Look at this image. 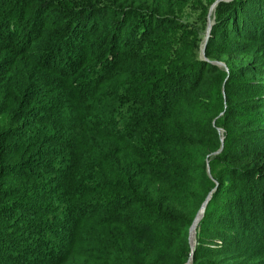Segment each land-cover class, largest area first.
Instances as JSON below:
<instances>
[{
  "label": "trees",
  "instance_id": "obj_1",
  "mask_svg": "<svg viewBox=\"0 0 264 264\" xmlns=\"http://www.w3.org/2000/svg\"><path fill=\"white\" fill-rule=\"evenodd\" d=\"M215 1L0 0V264H189L214 188L191 264H264V0L204 59Z\"/></svg>",
  "mask_w": 264,
  "mask_h": 264
},
{
  "label": "water",
  "instance_id": "obj_2",
  "mask_svg": "<svg viewBox=\"0 0 264 264\" xmlns=\"http://www.w3.org/2000/svg\"><path fill=\"white\" fill-rule=\"evenodd\" d=\"M220 1H228V0H216L212 7L210 8V12H209V15L208 17H210V14H211V11L214 7H216V5L220 2ZM212 25H213V22L212 23H209L208 22V27H207V34H206V39H205V42H204V45L202 46V49H201V57L204 58V59H208L205 55V48H206V44H207V41H208V38L210 37V32H211V29H212ZM216 63H218L220 66H226V64L222 61H214ZM224 140V136L222 138V141ZM222 150V147L221 149H219L216 153H219L220 151ZM208 172L210 173V167L208 166ZM216 188L213 189V191L215 190ZM213 191H211L209 193V195L207 196V198L205 199V201L203 202L201 208L199 209V211L197 212L195 218H194V221L192 222V225L190 226V235H189V239H190V246H191V253H190V258H189V261L188 263L191 264L192 262V258H193V252H194V248H195V245H196V242H197V239L195 238V242H194V245L191 244V235H192V229H193V224L195 222H197V225H196V231H195V237H196V234H197V226L200 222V220L202 219L203 215H204V212H205V208H206V205L208 204V201L210 200V198L212 197V193ZM202 210V215L201 217L199 218L198 220V215L200 213V211Z\"/></svg>",
  "mask_w": 264,
  "mask_h": 264
},
{
  "label": "bare ground",
  "instance_id": "obj_3",
  "mask_svg": "<svg viewBox=\"0 0 264 264\" xmlns=\"http://www.w3.org/2000/svg\"><path fill=\"white\" fill-rule=\"evenodd\" d=\"M211 16L209 17V23H212L213 21H214V17H215V7L212 9V11H211V14H210ZM201 215H202V210L200 211V213H199V215H198V220H199V218L201 217ZM196 225H197V222H195L194 224H193V229H192V235H191V244L192 245H194V242H195V231H196Z\"/></svg>",
  "mask_w": 264,
  "mask_h": 264
},
{
  "label": "rangeland",
  "instance_id": "obj_4",
  "mask_svg": "<svg viewBox=\"0 0 264 264\" xmlns=\"http://www.w3.org/2000/svg\"><path fill=\"white\" fill-rule=\"evenodd\" d=\"M213 5V4H212ZM212 5L210 6V8L212 7ZM210 12V11H209ZM209 15V14H208ZM208 22L209 21V17L207 18V27H208ZM207 27H206V30L204 32H202L200 38H201V42H200V54H201V49H202V46L204 45V42H205V39H206V34H207ZM226 67V66H225ZM196 229V228H195Z\"/></svg>",
  "mask_w": 264,
  "mask_h": 264
}]
</instances>
